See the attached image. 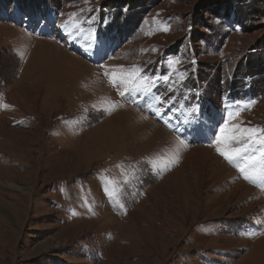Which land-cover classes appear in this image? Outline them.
<instances>
[{
  "label": "rangeland",
  "instance_id": "1",
  "mask_svg": "<svg viewBox=\"0 0 264 264\" xmlns=\"http://www.w3.org/2000/svg\"><path fill=\"white\" fill-rule=\"evenodd\" d=\"M133 67L150 91L121 96L105 72ZM224 120L264 128V0H0V264H264Z\"/></svg>",
  "mask_w": 264,
  "mask_h": 264
},
{
  "label": "snow or ice",
  "instance_id": "2",
  "mask_svg": "<svg viewBox=\"0 0 264 264\" xmlns=\"http://www.w3.org/2000/svg\"><path fill=\"white\" fill-rule=\"evenodd\" d=\"M87 3V0H85ZM91 11V9L89 10ZM94 20L95 18H91ZM70 20L74 23L75 16L70 17ZM66 31L71 28L69 22H65L61 25ZM167 31V28L163 29ZM75 32L77 35L83 34L85 29L83 27H77L69 32V35H72ZM89 48H96L98 50L102 49V42H98V38L94 33L89 30ZM178 63V61H176ZM105 75L110 77V82L113 86H120L123 88L120 91V95L124 96L126 93H131L133 91L137 92H149L150 86L153 83V80L149 77H146L141 74L139 68L133 67L132 69L121 70L120 72L113 71L111 73L105 72ZM166 83L169 81V77H162ZM131 85L132 87H129ZM5 108L9 107L8 105H3ZM115 105H112L114 107ZM96 105H93V108H96ZM110 109L106 108L105 111ZM242 108H235L227 113L228 119H235L239 116ZM156 114H160V108L155 109ZM223 119V118H222ZM229 133V134H225ZM236 133V134H231ZM216 146V151L228 161L229 164L235 166L238 171L243 175V178L249 180L253 183H256L258 178L264 177V128L258 127H240L239 125H234L232 129H229L227 120H224L223 126L219 127V135H214L212 141ZM232 144H238L239 147H233ZM184 145L183 140L178 141L177 147H175L170 153L166 156H158L155 159L149 160L148 163L155 169L159 167L161 170L167 168L172 163H177L179 160V146ZM223 145V146H221ZM259 145V148L255 146ZM118 167H121L118 165ZM107 181L109 184H115V182L110 177H103L102 183ZM104 191L108 194L110 199H115L113 192L109 191V187H105ZM85 206L89 208V211H92V206L87 202L85 198ZM123 207V204L119 205ZM75 211L73 215H76Z\"/></svg>",
  "mask_w": 264,
  "mask_h": 264
},
{
  "label": "bare ground",
  "instance_id": "3",
  "mask_svg": "<svg viewBox=\"0 0 264 264\" xmlns=\"http://www.w3.org/2000/svg\"><path fill=\"white\" fill-rule=\"evenodd\" d=\"M115 118H116V116L113 117L112 120H114L115 122H118L117 119H115ZM122 123H123V122H122ZM107 132H108V131H106V133H107ZM102 136H104V135H102ZM17 142H18V141H17ZM105 142H106V141H105ZM49 153H50V152H49ZM217 160H218V162L220 161V159H217ZM220 163H221V161H220ZM214 166L217 168V166H218L217 163H215ZM82 167H83V166H82ZM221 168H222V169H221L222 173L227 174V176H232V175L235 174V172H234L233 170H231V169H230L228 166H226L225 164H222V167H221ZM221 171H220V172H221ZM220 174H221V173H220ZM218 176H219V173L214 175L215 178L218 177ZM238 187H241V188L243 187V189H244V190L246 189L247 192H254V191H253L254 188L252 189V188H250V187L245 186L244 184H239ZM243 189H242V190H243ZM247 196H248V195H247ZM133 215H134V214H133ZM244 241H245V240H244ZM244 241H243V242H244ZM238 243H241V241L238 242ZM254 264H255V263H254Z\"/></svg>",
  "mask_w": 264,
  "mask_h": 264
}]
</instances>
